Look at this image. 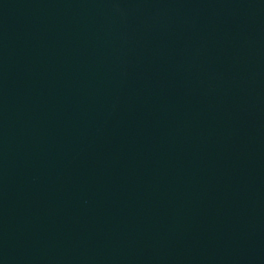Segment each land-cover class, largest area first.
Listing matches in <instances>:
<instances>
[{
    "label": "water",
    "instance_id": "water-1",
    "mask_svg": "<svg viewBox=\"0 0 264 264\" xmlns=\"http://www.w3.org/2000/svg\"><path fill=\"white\" fill-rule=\"evenodd\" d=\"M0 264H264V0H0Z\"/></svg>",
    "mask_w": 264,
    "mask_h": 264
}]
</instances>
